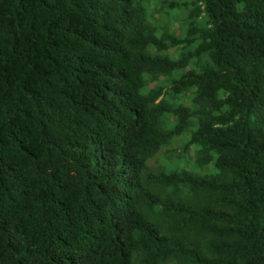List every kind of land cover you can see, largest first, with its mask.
Returning a JSON list of instances; mask_svg holds the SVG:
<instances>
[{
	"label": "trees",
	"instance_id": "16d2710c",
	"mask_svg": "<svg viewBox=\"0 0 264 264\" xmlns=\"http://www.w3.org/2000/svg\"><path fill=\"white\" fill-rule=\"evenodd\" d=\"M143 1L0 0V264H264V0Z\"/></svg>",
	"mask_w": 264,
	"mask_h": 264
},
{
	"label": "rangeland",
	"instance_id": "374dc122",
	"mask_svg": "<svg viewBox=\"0 0 264 264\" xmlns=\"http://www.w3.org/2000/svg\"><path fill=\"white\" fill-rule=\"evenodd\" d=\"M192 0H144L143 6L145 7L146 14L149 21L155 25L157 31L156 35L159 36L163 31H174L176 35L183 36V27L186 28V19ZM170 5H173L170 7ZM182 32V33H181ZM185 32V30H184ZM184 34V33H183ZM180 72H177L178 75ZM180 144L186 140V135L179 138ZM178 145L173 146L174 148ZM179 149L169 152L163 164L169 167H181L184 169L191 168V161L189 157L177 158Z\"/></svg>",
	"mask_w": 264,
	"mask_h": 264
}]
</instances>
